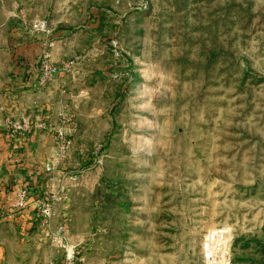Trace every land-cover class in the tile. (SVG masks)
<instances>
[{
  "label": "rangeland",
  "instance_id": "1",
  "mask_svg": "<svg viewBox=\"0 0 264 264\" xmlns=\"http://www.w3.org/2000/svg\"><path fill=\"white\" fill-rule=\"evenodd\" d=\"M217 229L264 264V0H0V264H210Z\"/></svg>",
  "mask_w": 264,
  "mask_h": 264
},
{
  "label": "built area",
  "instance_id": "2",
  "mask_svg": "<svg viewBox=\"0 0 264 264\" xmlns=\"http://www.w3.org/2000/svg\"><path fill=\"white\" fill-rule=\"evenodd\" d=\"M18 196H19V202L21 203H24L26 201V198H27V191L26 190H20L18 192ZM223 231V232H222ZM220 235H223V238H225L226 236V240H225V246L227 248V233L224 232V230H213L212 232H210L209 234V238H208V241L207 242H211L210 246L212 248L211 251H208V248L206 247V256L209 260V263L210 264H219L220 262L216 259V257L212 258V253L216 254L217 253V249L216 247H219L220 244L222 242L221 237H219ZM57 239H59L61 242H62V245L63 247L65 248V256H64V260L62 261L61 264H79L78 263V259H77V252H76V248H75V245L73 244H70V243H64V239H62V236H57L56 237ZM227 252H228V249H227ZM226 252V253H227ZM228 258V257H227ZM226 258V264H228V260Z\"/></svg>",
  "mask_w": 264,
  "mask_h": 264
},
{
  "label": "crops",
  "instance_id": "3",
  "mask_svg": "<svg viewBox=\"0 0 264 264\" xmlns=\"http://www.w3.org/2000/svg\"><path fill=\"white\" fill-rule=\"evenodd\" d=\"M2 257H3V256H2V254H1V247H0V259H2Z\"/></svg>",
  "mask_w": 264,
  "mask_h": 264
},
{
  "label": "bare ground",
  "instance_id": "4",
  "mask_svg": "<svg viewBox=\"0 0 264 264\" xmlns=\"http://www.w3.org/2000/svg\"><path fill=\"white\" fill-rule=\"evenodd\" d=\"M216 249L219 250L220 248L218 249V247H216ZM212 258H214V254L212 255Z\"/></svg>",
  "mask_w": 264,
  "mask_h": 264
}]
</instances>
